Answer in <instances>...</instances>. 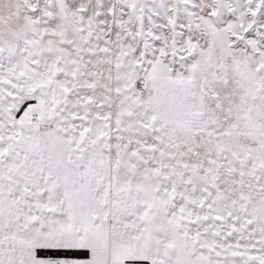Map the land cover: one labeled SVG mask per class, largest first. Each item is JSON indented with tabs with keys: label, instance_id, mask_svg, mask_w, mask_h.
I'll return each mask as SVG.
<instances>
[{
	"label": "snow or ice",
	"instance_id": "obj_1",
	"mask_svg": "<svg viewBox=\"0 0 264 264\" xmlns=\"http://www.w3.org/2000/svg\"><path fill=\"white\" fill-rule=\"evenodd\" d=\"M0 264H264V0H0Z\"/></svg>",
	"mask_w": 264,
	"mask_h": 264
}]
</instances>
